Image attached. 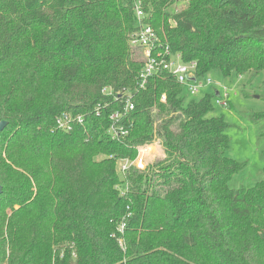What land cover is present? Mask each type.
<instances>
[{
	"label": "trees",
	"instance_id": "16d2710c",
	"mask_svg": "<svg viewBox=\"0 0 264 264\" xmlns=\"http://www.w3.org/2000/svg\"><path fill=\"white\" fill-rule=\"evenodd\" d=\"M136 2L197 78L264 73V0H0V264H264V168L230 187L246 164L216 91L188 100L166 72L137 88ZM156 139L163 159L118 175Z\"/></svg>",
	"mask_w": 264,
	"mask_h": 264
},
{
	"label": "rangeland",
	"instance_id": "374dc122",
	"mask_svg": "<svg viewBox=\"0 0 264 264\" xmlns=\"http://www.w3.org/2000/svg\"><path fill=\"white\" fill-rule=\"evenodd\" d=\"M205 79H210L212 82L209 86L202 88L198 94L191 95L186 87H184V94L188 100H198L204 94H213L215 91L222 95L225 90L229 105L226 107L216 105V97H214L212 99L214 109L208 116L224 118L228 125L226 134L230 141L226 156L246 164V168L234 176L230 187L237 189L240 186H251L261 179L264 168V118H254V115L264 113V73L248 81L247 76L233 75L230 78H223L218 71H210L204 77H199L198 82ZM161 149L158 139L143 146L136 160L141 159L140 165L145 168L143 170L132 168L147 173L154 164L163 159ZM100 158L102 156L97 159ZM6 213L9 215V209ZM65 245L66 243L62 242L54 247H65Z\"/></svg>",
	"mask_w": 264,
	"mask_h": 264
},
{
	"label": "built area",
	"instance_id": "2783aa9c",
	"mask_svg": "<svg viewBox=\"0 0 264 264\" xmlns=\"http://www.w3.org/2000/svg\"><path fill=\"white\" fill-rule=\"evenodd\" d=\"M180 1L183 4H186L190 0ZM134 16L137 25L136 30L130 36L129 44L133 49L140 51L143 59L142 68L137 80L138 89H143L148 80L160 72H166L169 75L173 76L179 84L187 88L188 92L191 95L198 94L202 88L207 87L211 84L212 81L210 79H205L202 82H198L199 78L196 77V63L182 62L180 55L172 53L169 46L161 41L157 32L151 26L144 23L146 15L142 9V5L140 2H136L134 5ZM217 93L218 97H216V105L223 107L228 106V95L225 90H223L222 95L219 92ZM161 101H165L164 95L162 96ZM132 109L133 105L128 100L124 107V114L131 111ZM120 115V113H115L111 115L110 119H112L113 122H117ZM76 121L80 123L81 119L77 118ZM72 122V117L67 114H62L56 119L57 127L66 132L72 131ZM111 130L113 131L114 137H119L120 135L123 136L126 132L122 127H118V129H116L114 126H112ZM140 149H142V147L138 148V155L142 152V150ZM139 157H141V155ZM141 161V159H135L133 161H129L126 159L118 160V175L123 176L130 167L143 170L145 166L140 165ZM123 228L124 224L120 225L118 230L120 234L122 233ZM119 244L121 245L120 241Z\"/></svg>",
	"mask_w": 264,
	"mask_h": 264
},
{
	"label": "water",
	"instance_id": "95a60500",
	"mask_svg": "<svg viewBox=\"0 0 264 264\" xmlns=\"http://www.w3.org/2000/svg\"><path fill=\"white\" fill-rule=\"evenodd\" d=\"M215 97H218L217 91L215 92ZM6 126H7V122L6 121H2L0 119V133L6 128ZM1 193H2V189L0 187V195H1Z\"/></svg>",
	"mask_w": 264,
	"mask_h": 264
}]
</instances>
